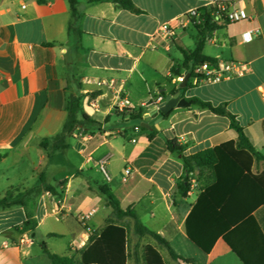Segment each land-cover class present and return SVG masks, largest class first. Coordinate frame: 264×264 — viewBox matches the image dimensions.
Instances as JSON below:
<instances>
[{
	"label": "crops",
	"instance_id": "crops-1",
	"mask_svg": "<svg viewBox=\"0 0 264 264\" xmlns=\"http://www.w3.org/2000/svg\"><path fill=\"white\" fill-rule=\"evenodd\" d=\"M78 1L79 16L72 19L68 0H0V197L20 195L15 205L0 207V264H52L42 244L52 254L80 260L109 221L127 228V264H146L147 245L156 247L166 264H187L175 261L152 238L138 236L131 218L117 220L95 188L109 185L124 210L132 208L180 257L194 259L180 255L177 242H191L185 223L206 176L201 170L190 174L191 190L183 197L179 182L187 176L184 164L168 151L164 138L177 139L189 156L236 141L238 133L226 117L191 101L160 123L145 116L151 109L147 104L159 93L226 104L264 155V0H219L245 8L249 20L214 31L203 52L217 60L246 63L249 72L194 85L184 95L180 89L187 82H179L173 73L183 61L169 53L173 46L181 53L193 50L178 45V31L186 34L192 25L191 10H212L216 0H133V11L110 2ZM167 22L177 27V38L168 46L158 36ZM246 31H252L250 43L242 41ZM209 43L220 52L207 55ZM69 95L83 96L85 112L99 127L93 134L76 131L74 143L67 141L62 149L51 138L67 120ZM123 97L131 106L120 110L117 104ZM128 110H142L144 120L131 119ZM143 121L149 128L137 131ZM150 133H157L153 140ZM45 139L49 141L42 145ZM103 160L109 180L100 169ZM128 167L133 174L125 182ZM263 171L264 163H255L254 172ZM30 173L39 180L35 187L29 183ZM46 185L62 198L47 192ZM93 209V232L88 234L78 215ZM103 209L106 216L97 218ZM254 215L264 231V205ZM196 249L206 257L194 259L198 264H243L222 239L209 254Z\"/></svg>",
	"mask_w": 264,
	"mask_h": 264
},
{
	"label": "trees",
	"instance_id": "trees-1",
	"mask_svg": "<svg viewBox=\"0 0 264 264\" xmlns=\"http://www.w3.org/2000/svg\"><path fill=\"white\" fill-rule=\"evenodd\" d=\"M68 1L72 19H76L79 16V1ZM103 2L114 3L127 11L135 9L133 0H93L90 3ZM200 13V23L195 19L191 20L197 32L195 48L191 51L182 50L183 63L179 69H173V73L178 77L189 75L186 86L180 89L183 95L194 87L192 79L195 77V69L204 62L217 61L205 56L204 48L214 31L228 25L226 21L213 22L211 10L201 9ZM72 31L73 28L69 26V36ZM79 35L81 36L80 32ZM162 94L166 96L165 93ZM189 101L203 110L226 117L230 127L238 133V139L186 156L185 145L180 144L177 139L164 138L168 151L180 156L184 164L187 176L179 182L183 197H187L191 190L190 174L201 170L206 176L202 191L186 219L187 237L205 254L211 253L217 241L222 239L243 264H264V231L254 215L255 211L264 205V171L255 173L254 165L264 163V155L255 149L245 127L241 125L237 116L227 109L226 104L214 105L198 97H192ZM82 102L83 96L67 97V120L61 133L51 138L61 143L62 149L67 147L66 142L74 137L76 131L93 134L98 130L99 123L85 112ZM127 113L131 119L144 120L142 110H128ZM169 115H166L165 119ZM156 135L157 133H150L148 138L153 140ZM46 141L49 139H45L42 145ZM45 190L62 198L63 194L58 193L51 185H46ZM95 191L105 199L117 220L129 217L134 221V232L138 236L155 240L175 261L198 264L194 259L182 258L176 254L171 244L160 234L145 226L132 208L124 210L109 185H98ZM13 199V192H8L4 197H0V207L15 205L17 201L14 202ZM128 243L127 228L109 221L101 234L82 254L80 260L52 254L46 244H42V247L52 264H127ZM144 254L146 264H166L158 249L152 245L144 248Z\"/></svg>",
	"mask_w": 264,
	"mask_h": 264
},
{
	"label": "built area",
	"instance_id": "built-area-1",
	"mask_svg": "<svg viewBox=\"0 0 264 264\" xmlns=\"http://www.w3.org/2000/svg\"><path fill=\"white\" fill-rule=\"evenodd\" d=\"M201 9L191 10L188 14L190 20L195 19L197 23L201 22ZM211 17L213 22L221 23L223 21L228 22V24L240 23L246 20H249V15L245 8H236L230 7L229 5L216 0L213 2V7L211 10ZM177 27L170 22L162 24L158 36L162 38L167 46L172 43L177 38ZM253 40L252 31H246L242 35V41L244 43H250ZM250 70V67L246 63L238 61H224L217 60L214 63L204 62L199 65L195 71V77L192 79L193 85L220 82L224 79H229L232 77L244 76ZM186 78L189 80V75H183L178 78L179 82H185ZM264 99V96H263ZM166 101L165 96L162 93H159L156 97H153L151 101L147 104L151 109L159 110L161 105ZM118 109L125 110L131 106V102L128 98H119L117 104ZM137 131L143 130L142 126L136 127ZM107 162L105 160L101 161L100 169L103 175L107 180L110 179L109 173L107 170ZM125 173V182H129L133 171L132 168L128 167L124 171ZM95 210H89L78 215V220L80 224L85 229V232L91 234L93 229L91 227V221L95 215ZM25 240H22L24 242Z\"/></svg>",
	"mask_w": 264,
	"mask_h": 264
},
{
	"label": "rangeland",
	"instance_id": "rangeland-1",
	"mask_svg": "<svg viewBox=\"0 0 264 264\" xmlns=\"http://www.w3.org/2000/svg\"><path fill=\"white\" fill-rule=\"evenodd\" d=\"M178 33L180 34V40L181 42H179L178 45H181L183 47H186L188 49H194L195 47V41H196V31L194 29V27L191 25L188 30H187V33L184 34L183 31H178ZM161 52L163 54H165L166 56H169L168 53L164 50V49H161ZM220 52V48L218 46H215L213 44H208L207 45V48H206V54L207 55H216ZM170 56L173 58V59H176V61H183V54L180 52V50L178 49L177 46H173L172 47V51L169 53ZM68 142L70 144H73L74 143V140L73 138H70L68 140ZM55 144H57L55 142ZM80 159H78L77 162H79ZM29 180V183L31 186L35 187V184L39 182L38 178H34L33 174L30 173V177L28 178ZM51 182V181H50ZM13 195H14V202L18 201L19 198H20V195L19 194H16L15 192H13ZM193 199V198H192ZM107 214V211L105 209H103L97 216V218H103L105 217ZM147 239V238H146ZM146 239H143V240H146ZM149 240V239H147ZM37 242L40 244L41 243V240H39V238L37 239ZM145 242V241H143ZM177 251L180 255L184 256V257H190V258H194V259H197L198 261H205L206 257L205 255H203V253H200V255H197L196 252L198 251V249H196V246L193 245L191 242H187V244L185 243H182V242H177ZM200 252V251H198Z\"/></svg>",
	"mask_w": 264,
	"mask_h": 264
},
{
	"label": "water",
	"instance_id": "water-1",
	"mask_svg": "<svg viewBox=\"0 0 264 264\" xmlns=\"http://www.w3.org/2000/svg\"><path fill=\"white\" fill-rule=\"evenodd\" d=\"M185 82H188V78H186ZM190 104V101L182 98L179 94L177 96H168L159 110L150 109L145 116L147 118H157L156 122L160 123L164 120L165 116L169 115L176 107L189 106ZM142 127L149 128V125L146 121H143Z\"/></svg>",
	"mask_w": 264,
	"mask_h": 264
}]
</instances>
